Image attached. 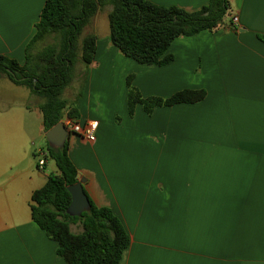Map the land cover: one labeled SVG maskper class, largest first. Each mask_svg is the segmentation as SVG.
Wrapping results in <instances>:
<instances>
[{
	"label": "crops",
	"instance_id": "0c3cea01",
	"mask_svg": "<svg viewBox=\"0 0 264 264\" xmlns=\"http://www.w3.org/2000/svg\"><path fill=\"white\" fill-rule=\"evenodd\" d=\"M150 1L189 11L208 2ZM45 2L0 0V55L25 64ZM229 2L223 25L175 39L163 66L125 56L110 29L100 32L101 12L87 28L97 49L88 68L77 67L76 107L78 121L99 128L95 142L69 132L66 143L85 192L130 235L120 264H264V0ZM129 75L145 97L207 94L151 115L139 104L130 116ZM14 86L0 87V264H68L31 214L33 192L59 173L49 154L37 166L48 153L42 100ZM11 93L22 102L7 103Z\"/></svg>",
	"mask_w": 264,
	"mask_h": 264
},
{
	"label": "trees",
	"instance_id": "16d2710c",
	"mask_svg": "<svg viewBox=\"0 0 264 264\" xmlns=\"http://www.w3.org/2000/svg\"><path fill=\"white\" fill-rule=\"evenodd\" d=\"M111 6V42L127 57L140 64L167 65L174 60L170 47L180 36L213 31L224 23L229 0H208L200 9L189 11L179 6L159 5L150 0H46L36 33L26 48V62L0 55V78L25 85L41 96L39 108L45 131L65 116L78 121L79 111L63 97L65 88L76 78L79 63L89 67L97 49V36L87 28L98 12ZM232 27L236 26L232 23ZM264 41V35L258 34ZM51 39L46 45H37ZM128 112L141 104L151 115L157 107L195 103L206 97L205 89H184L168 98L142 95L127 78ZM50 158L59 170L31 197L33 221L58 244L57 254L68 264H120L131 238L121 218L107 206H98L89 197L91 209L71 216L67 209L71 194L67 187L79 181V171L69 155V145L53 148L47 142ZM72 224H80L75 232Z\"/></svg>",
	"mask_w": 264,
	"mask_h": 264
},
{
	"label": "water",
	"instance_id": "95a60500",
	"mask_svg": "<svg viewBox=\"0 0 264 264\" xmlns=\"http://www.w3.org/2000/svg\"><path fill=\"white\" fill-rule=\"evenodd\" d=\"M68 137L69 132L62 121H59L46 133L49 145L56 149L63 148ZM84 183L85 178H81L77 183L67 187L72 197L71 203L67 209V213L71 216H81L84 212L91 209V203L88 194L85 192Z\"/></svg>",
	"mask_w": 264,
	"mask_h": 264
},
{
	"label": "rangeland",
	"instance_id": "374dc122",
	"mask_svg": "<svg viewBox=\"0 0 264 264\" xmlns=\"http://www.w3.org/2000/svg\"><path fill=\"white\" fill-rule=\"evenodd\" d=\"M110 9H111V6H107L100 13V17H99L100 23H99V25H100V29H101L100 32L101 33L103 31L107 32L109 30V17H108V14L110 12ZM50 41H51V39H47L44 42L39 43L37 48L38 49L41 48L42 46L46 45L47 42H50ZM77 67L78 66H76V69H77ZM1 78H3V79H0V87L3 86L4 88L8 89V88H11V87H15L14 85H19V84H16V83L14 84V82L12 80H10L7 76H3ZM81 89H82V82H81V79H79V78L78 79H74L73 82L65 88L64 93H63V97L68 101L69 105L76 106L77 94L80 92ZM8 93L6 92L7 95H8ZM40 100H42V102H43V98L41 96H39V95L33 97V101H40ZM6 102L7 103H11V104H16L18 102H22V100L20 98H18L17 96H14L12 94L10 99H6ZM40 144L45 146L47 144V141L44 138H42V142H40ZM50 163H52V160H50ZM80 226H81L80 224H78V226H77V224L76 225L73 224V228L74 229H78ZM76 227H78V228H76Z\"/></svg>",
	"mask_w": 264,
	"mask_h": 264
},
{
	"label": "built area",
	"instance_id": "2783aa9c",
	"mask_svg": "<svg viewBox=\"0 0 264 264\" xmlns=\"http://www.w3.org/2000/svg\"><path fill=\"white\" fill-rule=\"evenodd\" d=\"M234 25L237 26L238 18L234 17L232 19ZM63 124L70 133H75L81 135L84 139L89 142H95L97 138V131L99 128V121L96 119H90L86 121H75L72 118L66 116L62 119ZM49 153L40 152L38 159V168L43 169L46 163V158Z\"/></svg>",
	"mask_w": 264,
	"mask_h": 264
}]
</instances>
